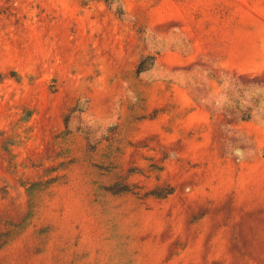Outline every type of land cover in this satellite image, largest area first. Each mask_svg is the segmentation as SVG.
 Segmentation results:
<instances>
[{"label": "rangeland", "instance_id": "1", "mask_svg": "<svg viewBox=\"0 0 264 264\" xmlns=\"http://www.w3.org/2000/svg\"><path fill=\"white\" fill-rule=\"evenodd\" d=\"M0 264H264V0H0Z\"/></svg>", "mask_w": 264, "mask_h": 264}]
</instances>
